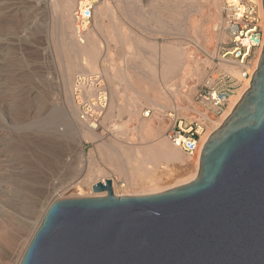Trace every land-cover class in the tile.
I'll list each match as a JSON object with an SVG mask.
<instances>
[{"label":"rangeland","instance_id":"1","mask_svg":"<svg viewBox=\"0 0 264 264\" xmlns=\"http://www.w3.org/2000/svg\"><path fill=\"white\" fill-rule=\"evenodd\" d=\"M55 1H52V3H55ZM101 1L98 0L95 5L89 35L92 33L96 35L102 46L101 53L105 52L103 58H101L102 60H100V67L98 65L94 71L102 69L110 92V103L105 118L101 122V131H97L98 137H92L88 134L87 138L80 137L84 155L79 156L76 137H74L76 139L70 138V141L66 140L69 138L67 136L61 135V138L58 134L62 131L58 130L59 132H57L56 129V131H53V128L50 127L51 124L50 126L46 124L54 120L53 122L55 123H52V125L55 128L57 126L60 129L64 128L62 125L64 122L62 123V119L58 116L63 98L62 95H57L55 92L56 84L60 83L58 65L62 62V54L59 51L60 45L58 42L60 34H58L57 24L54 23L53 16L51 14L47 16L40 15L43 7L42 9H37L38 0H0V129L2 128V132L6 136L2 145H0V228L3 225L5 227L9 226L7 233L8 235L13 233V239L16 240L17 244H20L19 251L24 249L26 242L21 244V240L16 239L17 237L14 235L16 230L23 233L24 237L28 236L29 238L34 230L35 223L41 219L42 213L50 203L59 199L74 198L70 196L71 193L76 192L74 188L62 189L71 182V185L74 184L75 176H73L74 173L72 172L74 167H80L82 171L85 170L84 174H98L99 172L98 176H102L103 173H107L120 182H125V188L115 186V190L119 195H126L135 191L136 187L131 188L129 183L131 178V180L135 179L137 181L149 179L141 174H135L133 165L127 164V166H130L128 170L131 177L129 179V176L124 173L125 171H122L115 164H110L108 159L111 155L115 157L114 152L117 149L128 148L130 144V146L141 150L160 139L174 147L164 136L169 124V118L160 115L157 111V106L163 105L166 108H170L174 100L185 99L184 93H182L183 82H181L182 79L180 77L176 76L165 81H159V67L158 65H153L151 67L155 77L154 80L156 81L152 84L138 71L130 69L127 65L142 62L143 60L148 63L152 53H146L144 56L139 51L141 50L139 49L141 48L140 44L148 43H153L154 45L152 46L157 49L160 46H172L178 48L180 52L189 49V58L191 59L194 56H200L202 51L197 44H202V39L198 36V29L196 30V28L199 25L197 24L202 20L207 23L210 17H213L214 24L219 23V13L221 15V10L219 9L223 2V0H219V6H215L212 0H200L199 5L203 7H201L203 12L200 15L197 13L192 14L191 19L194 17L193 25L191 22V28H189L187 33L188 36L173 34L171 37V35L157 32L160 29L158 24L161 22L173 23L157 16L158 13L154 9H156L155 6L158 0H131L129 10H132L130 12L133 15L137 13L136 16L134 15V19L133 15L129 17L120 8H116L118 6H116L114 0H106L108 11L105 13L101 12ZM75 2L76 0L71 5L72 7ZM52 3L50 2L51 5ZM211 10L212 13H215L212 14ZM70 13L71 11H69V16L66 18V21L69 22H66V26L69 25L68 31L72 30ZM137 16L141 19H138ZM205 16L207 20H205ZM200 18L202 19L200 20ZM134 22H139L144 25L143 27L150 28V30L153 29L158 35L156 34L157 36L152 38L147 37L144 32L134 26ZM209 32L213 38L214 31L210 28ZM118 37L122 43L119 42ZM117 41L119 43H116ZM193 41H196V43ZM211 41L208 45V50L211 48L212 51L214 48L213 39ZM191 59L187 62L188 64L182 74V78L185 76ZM76 73L78 72L73 74L75 75ZM171 87L172 89L169 91ZM244 87L238 89L234 96L238 95ZM142 93L146 94L158 105L144 99V97H141L142 95L139 96ZM147 109H151L152 112L149 117H143L142 112ZM179 115L189 116L187 110H181ZM210 125H208V130L213 127V124L211 127ZM55 136L58 138H55ZM117 142L119 145L121 143L123 145L119 146ZM147 142L151 144L148 145ZM115 143L118 147H114ZM110 146L112 149H110ZM115 148L116 150H114ZM180 153L184 155L183 157H188L183 152ZM171 165L166 162H148L142 166L148 167L147 170L150 173L156 171V173L152 172V174L161 176L163 169L165 171L167 168L172 170L170 171L174 175L169 172L172 175V179L169 177L167 181L166 175L164 180L160 176L161 187H165L166 183L168 185L172 184L174 182L173 179L177 180L180 176L184 178V175L187 177L188 174L195 172L191 167L185 171V169ZM170 175L168 174L167 176ZM129 187L133 190H130ZM81 188L84 195H86L85 197L90 195V190L86 185H81ZM136 190L138 189L136 188ZM16 259L17 255L11 253L0 242V264H15Z\"/></svg>","mask_w":264,"mask_h":264},{"label":"water","instance_id":"2","mask_svg":"<svg viewBox=\"0 0 264 264\" xmlns=\"http://www.w3.org/2000/svg\"><path fill=\"white\" fill-rule=\"evenodd\" d=\"M92 190L106 195L51 203L19 264H264V41L193 179L133 195H115L110 180Z\"/></svg>","mask_w":264,"mask_h":264},{"label":"bare ground","instance_id":"3","mask_svg":"<svg viewBox=\"0 0 264 264\" xmlns=\"http://www.w3.org/2000/svg\"><path fill=\"white\" fill-rule=\"evenodd\" d=\"M52 1H55V0H49V3H48V0H38V2H37V6L38 7L37 6L36 7H37V9H39V8L42 9V7H43V10L40 12V15L47 16V15L51 14L53 16L54 23L57 24L58 34H60L59 35L60 38H58V42H59V45H60L59 51H61L60 53L62 54V58H61V55L59 54L62 62L60 61L61 64L58 65L59 66V73H60V83L56 84L57 88H56V91L55 90L54 91L56 92L57 95H62V98H63L62 104H60V109L58 111L59 112L58 116H59V118L62 119L61 120L62 123L64 122V124H62L64 126V128L60 129V128H58V126H57V128H55V126L52 125V123H55V122H53L54 120L50 121L49 123H46V124H48L49 126L51 124L50 127L53 128V131L55 129L57 130V132L62 131V132H60L58 134V136L59 135L60 136L62 135L64 137L67 136V137H69L68 139H66L68 141H70L69 140L70 138L72 139V137L73 138L76 137L77 138L76 142H77V148H78V151H79L78 152L79 156H83L84 155V150H83V144H82V142L80 140V137L87 138V134L89 136H92V137H98V134H97V131L87 128L83 123L78 121L77 113H76V110L74 109V106H73V103H72V100H71V96H70L71 80H72V77L74 75L73 73H75V72L94 71L96 69V67H98V65L100 67L101 64H99V63H100V60H102L101 58H103L105 52L104 53L102 52L103 54L101 53L102 46L100 45V41H98L96 35H94L93 33L91 35H88L87 41H86V43L84 45H79L74 40V37H73V34H72V30L68 31L69 29H67V28H68L69 25L66 26L67 25L66 22H68V21H66V18L69 16L68 14H69V11H71L70 10L71 7H72L71 5L74 3L75 0H56L55 3H52ZM130 1L131 0H114V2L116 3V6H118V7H116V6L115 7L116 8H120L125 15L130 17V16L133 15V13L130 12L132 10H129ZM205 1H208V0H205ZM250 1L255 2V3L258 4V14H259V16H260V18L262 20L261 21V26H262V29L264 30V11H263V7H262V0H250ZM50 2L52 3V5L50 4ZM212 3L215 6H219L218 4H220L219 0H212ZM106 4H107L106 0L105 1H103V0L101 1L100 10L103 13L108 11L107 10L108 8H107ZM199 4H200V0H158L157 3H156V6H155L156 9H154V11L156 10L157 13H158L157 16L160 19L161 18L162 19L165 18V19H167L169 21H172L173 23L170 24V23H167V22H161L160 24H158V25H160V29L157 30V32L158 33H162L164 35H171V37H172L173 34H181V36L182 35L188 36L187 33H188L189 28H191L190 27L191 26V22H192V25H193L194 17H192V19H191L192 14L194 15V13H197L198 15H200L201 12H203V11H201L203 7L200 6ZM216 8H218V7H216ZM218 12H220V11H218ZM211 13H212V10H211ZM213 13H215V12H213ZM134 15L136 16L137 13H135ZM134 15L132 16L133 19H134ZM216 15H217V12H216ZM144 16H145V14H144ZM138 17L139 16H137V18ZM219 17H220V13H219ZM205 18H206V16H205ZM40 19H42V18H40ZM49 19H51V18H49ZM138 19H141V18H138ZM201 19L202 18H200V20ZM131 20H132V18H131ZM205 20H207V18ZM132 21H134V20H132ZM132 21H130V22H132ZM198 21H199V19H198ZM198 21H197V23H198ZM213 21H214L213 17H210L208 19L207 23H204L205 21L203 22V20H202V21H200L197 24L199 26L196 28V30L198 29L197 30L198 31V36H199L200 39H202V44L200 43V44H197V45H199V48H200V50L202 52L208 51V45L212 42L211 40L214 38V37L212 38V34L210 35V32H209L210 28L212 30H216L217 27H218V22L214 24ZM97 24H96V28H97ZM133 24H134V26L137 27V29H139L142 32H144V34H146L147 37H151L152 38V37L158 35L153 29L150 30V28L149 29L145 28V27H143L144 25L139 23V22H134ZM118 40H119V37H118ZM120 41L121 40H119V42ZM119 42L117 41L116 43H119ZM193 42L196 43V41H193ZM120 43H122V42H120ZM152 45H154V44L153 43H151V44L148 43V44H144V45L140 44L141 48H139V49H141V50L138 49L140 52H142L144 54V56H145L146 53H152L151 54V58L149 59L148 63H147L146 60H143L142 62H138V63H130L127 66L130 69H134V71H138L141 75H143L144 78H146L147 80L152 82V84L156 81V80H154L155 77H154V73L152 72V67H151L153 65H158V67H159V71H158V79H159V81H165V80L170 79L173 76H176V77H180L182 79L181 82H184V78H182V74L185 72L186 65L188 64L187 63L188 60L191 59V58H189V51H188L189 49L187 48L188 49L187 51L180 52V51H178V48H175V47H172V46L171 47H169V46L161 47L160 46L161 44H160L159 45L160 46L159 49H157L155 46H152ZM162 45H164V44H162ZM262 46H263V44H262ZM209 49L211 51V48H209ZM261 50H262V47H261ZM105 56H106V54H105ZM191 57H192V55H191ZM259 57H260V55H259ZM123 58H124V55H123ZM144 58H146V57H144ZM258 60H259V58H258ZM258 60H257V63H258ZM231 71H232V73L236 74V71L234 69H232ZM178 81H179V79H178ZM182 85H183V83H182ZM171 89H172V87L169 88V91ZM246 89H247V83L245 84L244 89L241 90L238 93V95L231 96L229 104H228V107L226 108V110L224 111L222 116L219 118V120H213V119L209 118V123L211 125L213 124V127L210 130H208V132L212 130L211 131V133H212L229 116V114L232 112L234 106L240 100V97L244 94ZM140 95H142L141 97H144V99L150 100L155 105H158L153 100H151L146 94L142 93V94H139V96ZM34 98H35V96H34ZM194 111L196 113H199L197 110H194ZM33 112H34V110H33ZM53 117H54V115H53ZM204 119H206V116L199 113V120H204ZM28 125H26V126H28ZM211 125H210V127H211ZM59 126H60V124H59ZM37 128H38V126H37ZM44 128H45V126H44ZM35 129H36V127H35ZM155 131H156V129H155ZM119 132H120V130H119ZM54 134H57V133H54ZM207 134L208 133H206L201 138V142L203 144L205 143V141L207 140V138L210 135L209 134L207 136ZM56 136H55V138H58ZM62 136H61V138H62ZM42 137H44V136H42ZM78 137H79V140H78ZM5 138H6V136H4V132H2V128H1L0 129V145H2L3 140ZM47 138H48V136H47ZM76 138H74V139H76ZM142 138H144V137H142ZM8 139H9V137H8ZM27 140H29V139H27ZM142 140H144V139H142ZM147 143H148V145L151 144L149 142H147ZM112 144H111V146H112ZM117 144H118V142H117ZM121 144L120 145L118 144V145L121 146ZM126 144H125V146H127ZM130 145L128 146V148L127 147L125 148L127 151L124 148H122L121 150L117 149V151L114 152L115 157L113 155H111L109 157V159H108V162L110 164L117 165L122 171H125L124 173L129 176V179L131 177L130 171L128 170L130 166H127V164H129V165L132 164L133 165V169L135 170L133 172L135 174H141V175H143V177H147L149 179L148 180H140L139 179L140 181H137L135 179L131 180L132 179L131 178L129 180L131 188L136 187L138 190H136V188H135V191H133L132 193H127L126 195L150 193V192H157V191L165 190V189L180 185L182 183H185V182L193 179L196 176V174H197L198 165H199V156H196V157H183L184 155H182L180 153L181 151L178 148L171 147L164 140L162 141V140L159 139L158 141L152 143L148 147H144V149L141 147L142 148L141 150L140 149L138 150L134 146H130ZM108 146H109V144H108ZM111 146H110V149H112ZM115 146H116V143L114 144V147ZM116 147H118V146H116ZM114 150H116V148ZM78 158L81 159L80 157H78ZM148 162H153V163L154 162L155 163L156 162L157 163L158 162H166L169 165L172 164L176 168L179 167V168L185 169V171H186V169L188 170V168L190 169V167H191V168H193L195 170V172L191 173L190 175L188 174L187 177H185V175H184V178H181V176H180V178L177 179V180L173 179L174 182L172 184L168 185V183H166L168 186L166 185L164 187L162 185L163 187H161L160 186L161 177H163L162 178L163 180L165 179L164 178L165 175H166V180L169 177L171 178V176L174 175L171 172L172 170L170 168H167L166 171L163 169L164 172L162 171V176L159 175V174H152V172L156 173V171H152L150 173L147 170L148 167L142 166V165H144V163H148ZM134 164H136V165H134ZM78 167H79V165H78ZM175 167H173V168L175 169ZM73 170H74V171H72L74 173L73 176H75V179H74V182H73L74 184L71 185V183H72L71 182L70 184L67 185V183H66L67 186H64L62 188V189H65V188H69V189L72 188L73 189L74 188L76 192L75 193H71L70 194L71 197H85L86 196V195H84V193L82 191L81 185H86L88 187V189L90 190V192H89L90 195H87V197H98V196H105L106 195V191L91 192V190H92L93 186L96 183H98V182L105 183L106 180H110L109 175L107 173H103L102 176H98V174H100L99 172H98V174L97 173L96 174H87V173L84 174L83 172L85 170L82 171L80 169V167L79 168L74 167ZM121 170H120V172H121ZM176 170H178V169H176ZM140 171H142V172H140ZM169 172H171L172 175H170ZM163 174H164V176H163ZM168 174L170 176H167ZM111 186H112L113 193L115 195H119L116 192V190H115L114 183H113V185L111 184ZM131 188H130V190H133ZM55 191H58V190H55ZM50 205H51V203L48 205V207ZM48 207L42 213L41 219L39 221H37V223H35L34 230L32 231V233L29 236V238H28V236L24 237L23 233H20L17 230L14 232V235L17 237L16 239L21 240V244H24L26 242L25 243L26 246L21 251H19V249H18L20 244H17L16 240L13 239V233L12 234L10 233L11 235H8V233H7V231L9 230L8 229L9 226L5 227V225H3L5 228L3 226H2V228H0V242L3 243L7 247V249H9V251H11V253H13L14 255H17V259L15 260L16 261L15 264H19L20 259H21L22 255H23L28 243L30 242L34 232L36 231L37 227L39 226V224H40L45 212L47 211Z\"/></svg>","mask_w":264,"mask_h":264},{"label":"built area","instance_id":"4","mask_svg":"<svg viewBox=\"0 0 264 264\" xmlns=\"http://www.w3.org/2000/svg\"><path fill=\"white\" fill-rule=\"evenodd\" d=\"M97 2L76 0L71 9L72 34L79 45L87 41ZM220 10L218 27L213 30V50L202 52L189 61L182 88L185 99L174 100L170 108L157 106L159 114L169 118L165 138L188 157L200 155L201 138L212 131L208 132L209 118L219 119L231 96L246 83L248 87L264 41L257 3L223 0ZM70 96L78 121L89 129L101 131V122L110 103V92L102 69L73 75ZM181 110H187L189 116L179 115ZM194 110L205 115L206 119L199 120V113ZM151 112L147 109L142 116L149 117ZM109 178L112 185L126 187L125 182L112 175Z\"/></svg>","mask_w":264,"mask_h":264}]
</instances>
